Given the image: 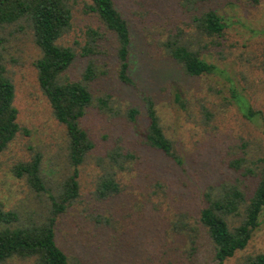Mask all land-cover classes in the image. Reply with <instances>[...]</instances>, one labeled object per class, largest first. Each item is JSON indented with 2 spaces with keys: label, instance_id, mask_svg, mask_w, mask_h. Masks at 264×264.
I'll return each mask as SVG.
<instances>
[{
  "label": "rangeland",
  "instance_id": "374dc122",
  "mask_svg": "<svg viewBox=\"0 0 264 264\" xmlns=\"http://www.w3.org/2000/svg\"><path fill=\"white\" fill-rule=\"evenodd\" d=\"M64 1L70 26L57 43L75 55L62 77L79 80L91 60L97 75L87 83L92 101L78 121L93 147L76 167L77 196L55 218L57 246L70 264H215L197 221L203 192L230 183L248 196L254 176L243 170L256 168L264 157V0H113L128 26L127 75L135 87L118 80L115 38L85 8L90 0ZM207 10L224 24L219 34L205 35L193 21ZM88 29L100 33L98 52L81 56ZM173 42L186 44L215 69L183 74L167 55ZM38 57L29 30L0 27V58L13 84L19 127L0 153V208L14 210L16 224L42 220L48 194H56L73 171L65 127L37 83ZM147 97L179 163L145 142ZM239 99L252 113L243 112ZM130 108L137 111L133 120L127 117ZM114 151L122 155L121 170L108 160ZM35 153L42 192L13 170ZM236 160L238 168L231 165ZM107 170L120 190L99 198L96 183ZM227 220L235 225L238 218ZM178 222L194 231L174 227ZM262 251L264 207L245 247L220 264H241ZM1 264H31V259L12 257Z\"/></svg>",
  "mask_w": 264,
  "mask_h": 264
},
{
  "label": "trees",
  "instance_id": "16d2710c",
  "mask_svg": "<svg viewBox=\"0 0 264 264\" xmlns=\"http://www.w3.org/2000/svg\"><path fill=\"white\" fill-rule=\"evenodd\" d=\"M85 8L94 13L101 25L115 38L118 80L135 87L127 75L128 26L113 0H90ZM70 18V8L64 0H0V27L14 24L16 28H26L39 50V57L34 61L37 83L49 103L53 117L65 127L67 158L73 166L72 174L62 182L57 193L48 194L47 215L42 220L16 224L17 213L0 208V264L12 257L31 259V264H70L66 254L55 242L53 224L57 215L65 211L77 196L76 167L93 147L92 141L78 121L92 101L87 83L97 75L91 60L79 80L69 81L62 77V72L67 69L75 55L71 47L57 43L69 29ZM193 21L198 30L208 36L219 34L224 28L220 17L211 10L194 16ZM86 33L88 39L80 48L81 56L98 52L96 39L100 38V33L92 29H88ZM167 55L185 75L197 76L215 69L214 65L205 62L186 44L169 43ZM241 100L239 99L240 102ZM98 102L104 104L103 100ZM241 104L243 112L252 113L246 103ZM136 112V109L130 108L127 111L128 119L133 120ZM145 113L146 144L173 162L179 163L172 142L163 133L151 98L148 97L145 99ZM15 118L13 84L6 75L0 58V153L19 130ZM120 156L122 157L117 151L108 155L112 168L121 170L124 167ZM39 161V155L35 153L30 161L16 164L13 169L14 174L24 178L26 184L35 192L45 190L39 173ZM231 165L238 168L240 163L236 160ZM243 172L254 176V185L248 196L237 185L230 183L210 185L203 192L204 206L199 209L197 221L212 246L215 264L222 263L245 247L264 207V157L256 168H244ZM119 190L114 172L104 171L97 180L96 195L104 198L118 193ZM230 215L238 218L235 225L228 222ZM174 227L194 231L193 226L181 222ZM241 264H264V251L246 256Z\"/></svg>",
  "mask_w": 264,
  "mask_h": 264
}]
</instances>
